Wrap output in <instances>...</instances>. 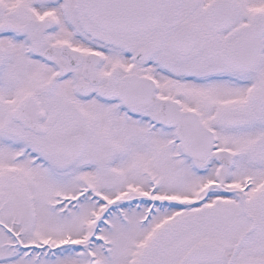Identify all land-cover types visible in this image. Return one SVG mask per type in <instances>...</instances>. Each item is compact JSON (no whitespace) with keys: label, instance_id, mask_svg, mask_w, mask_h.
Returning <instances> with one entry per match:
<instances>
[{"label":"flooded vegetation","instance_id":"obj_1","mask_svg":"<svg viewBox=\"0 0 264 264\" xmlns=\"http://www.w3.org/2000/svg\"><path fill=\"white\" fill-rule=\"evenodd\" d=\"M85 3L0 0V117L7 107L14 112L32 97L39 118L28 124L29 130L15 122L14 128L0 127V172L7 159L22 170L23 159L47 167L51 160L73 165L89 155L109 161V168L133 147H149L145 129L159 126L161 101H179L182 111L199 113L215 132L211 154L224 150L227 158L224 164L213 157L201 163L180 155L192 173L215 166L228 191L223 225L187 247L184 259L185 237L175 235L174 264H190V253L202 244L216 247L210 264H264V153L259 150L264 139V0H163L158 28L128 35L93 26ZM179 33L178 44L192 43L188 49H174ZM130 76L127 99H122ZM4 97L11 99L8 106L2 105ZM187 99L194 106L186 107ZM87 110L94 116L91 136ZM76 136L84 137L85 150L71 158L64 146ZM99 144L105 146L104 156ZM241 162L259 174L253 194V178L240 184L235 178ZM155 164L165 166V161L155 159ZM219 198L209 197L207 203Z\"/></svg>","mask_w":264,"mask_h":264},{"label":"rangeland","instance_id":"obj_2","mask_svg":"<svg viewBox=\"0 0 264 264\" xmlns=\"http://www.w3.org/2000/svg\"><path fill=\"white\" fill-rule=\"evenodd\" d=\"M2 99V105L8 106L11 99ZM184 105L194 106L190 99ZM12 113L8 107L4 110L0 127H12ZM85 116L91 136L93 112L87 110ZM144 138L150 140L149 147H133L109 168L105 167L109 161L90 155L73 165L51 160L47 167L33 166L30 159H23L20 170L4 164L0 221L15 230L23 248L13 246L0 228V264H174L177 256L173 257L170 241L177 233L189 238L181 245L182 259L187 247L216 233V227L223 225L221 213L227 207L223 195L228 191L216 167L192 173L190 163L175 151L170 132L155 124L145 129ZM162 158L165 166L159 167L155 159ZM94 160L98 162L93 164ZM241 163L235 178L238 184L245 177L253 178L256 185L249 192L253 194L259 174ZM144 171L150 175L146 179ZM209 197L220 198L207 203ZM111 211L114 217L100 222V216Z\"/></svg>","mask_w":264,"mask_h":264},{"label":"water","instance_id":"obj_3","mask_svg":"<svg viewBox=\"0 0 264 264\" xmlns=\"http://www.w3.org/2000/svg\"><path fill=\"white\" fill-rule=\"evenodd\" d=\"M161 0H87L86 14L95 25L118 33L148 31L155 27L160 12ZM218 6V5H217ZM214 6L211 11L217 7ZM101 13V14H100ZM127 84L124 85L122 98H126ZM27 103L16 114V120L29 114ZM160 123L165 127L175 128V137L181 141L184 154L191 159L205 161L214 147L211 130L203 125L199 115L193 112H180L179 105L173 101L161 102ZM84 149V142L78 138L67 143L66 150L71 156L78 157ZM264 151V141L260 144ZM219 163H224V152L215 156ZM210 245H203L190 255V264H209L214 255ZM214 248V247H213ZM211 251L213 253L211 254Z\"/></svg>","mask_w":264,"mask_h":264},{"label":"bare ground","instance_id":"obj_4","mask_svg":"<svg viewBox=\"0 0 264 264\" xmlns=\"http://www.w3.org/2000/svg\"><path fill=\"white\" fill-rule=\"evenodd\" d=\"M101 14V13H100Z\"/></svg>","mask_w":264,"mask_h":264}]
</instances>
